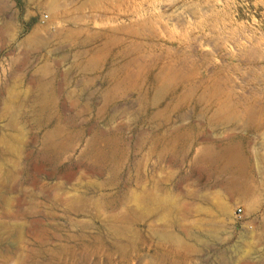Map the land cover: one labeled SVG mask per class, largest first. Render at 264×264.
I'll use <instances>...</instances> for the list:
<instances>
[{
  "label": "rangeland",
  "instance_id": "374dc122",
  "mask_svg": "<svg viewBox=\"0 0 264 264\" xmlns=\"http://www.w3.org/2000/svg\"><path fill=\"white\" fill-rule=\"evenodd\" d=\"M0 264H264V0H0Z\"/></svg>",
  "mask_w": 264,
  "mask_h": 264
},
{
  "label": "bare ground",
  "instance_id": "6f19581e",
  "mask_svg": "<svg viewBox=\"0 0 264 264\" xmlns=\"http://www.w3.org/2000/svg\"><path fill=\"white\" fill-rule=\"evenodd\" d=\"M234 195L236 197H247L248 196V193L247 191L244 190V188H239L237 189L235 192H234ZM219 202V201H218ZM223 202V201H222ZM224 203V202H223ZM220 210L224 213V214H227L228 213V205L226 203H224L223 205H221L220 207ZM219 210V211H220Z\"/></svg>",
  "mask_w": 264,
  "mask_h": 264
},
{
  "label": "built area",
  "instance_id": "2783aa9c",
  "mask_svg": "<svg viewBox=\"0 0 264 264\" xmlns=\"http://www.w3.org/2000/svg\"><path fill=\"white\" fill-rule=\"evenodd\" d=\"M239 211V210H238Z\"/></svg>",
  "mask_w": 264,
  "mask_h": 264
}]
</instances>
